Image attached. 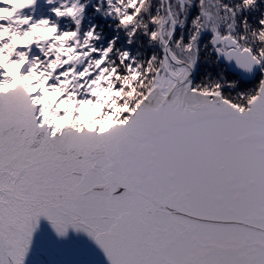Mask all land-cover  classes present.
I'll return each instance as SVG.
<instances>
[{
    "label": "snow or ice",
    "instance_id": "snow-or-ice-1",
    "mask_svg": "<svg viewBox=\"0 0 264 264\" xmlns=\"http://www.w3.org/2000/svg\"><path fill=\"white\" fill-rule=\"evenodd\" d=\"M0 264H264V0H0Z\"/></svg>",
    "mask_w": 264,
    "mask_h": 264
},
{
    "label": "water",
    "instance_id": "water-1",
    "mask_svg": "<svg viewBox=\"0 0 264 264\" xmlns=\"http://www.w3.org/2000/svg\"><path fill=\"white\" fill-rule=\"evenodd\" d=\"M42 233H43L44 235H47V236L51 237V233H50V231H49V229H48L47 224H43V225H42ZM38 240H39V237H38ZM42 258H43V257H36V259H42Z\"/></svg>",
    "mask_w": 264,
    "mask_h": 264
}]
</instances>
